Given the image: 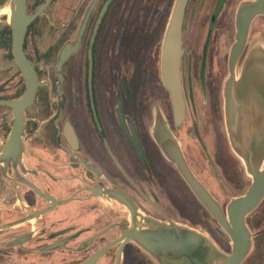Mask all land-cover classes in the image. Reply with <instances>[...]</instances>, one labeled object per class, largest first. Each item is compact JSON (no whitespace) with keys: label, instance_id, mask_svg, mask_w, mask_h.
<instances>
[{"label":"flooded vegetation","instance_id":"flooded-vegetation-1","mask_svg":"<svg viewBox=\"0 0 264 264\" xmlns=\"http://www.w3.org/2000/svg\"><path fill=\"white\" fill-rule=\"evenodd\" d=\"M190 1L182 41L195 6ZM228 1L211 4L199 59L200 84L206 80L216 21ZM45 2L26 0L27 14L34 15ZM174 2L49 0L29 23L24 52L41 83L25 109L17 161L0 162V264H177L173 254L156 256L136 240L122 239L123 233L134 231L174 235V225L201 233L230 254L231 240L159 142L171 137L177 143L190 171L223 210L221 196L229 193L228 186L244 187L243 161L232 154L226 137L217 139L220 125L225 126L224 99L219 118L216 109L203 117L190 107L194 82L183 72V57L185 112L181 121L175 119L161 73L162 43ZM3 13L10 19V9ZM261 41L264 14L250 22L245 47ZM10 51L0 42V75H7L0 80L2 99L20 98L25 89ZM2 107L0 155L13 124L12 108ZM204 119L210 120L208 129ZM210 131L214 137L208 139ZM263 242V233L252 236V247L261 249ZM250 253L240 264H264V255ZM218 259L212 263L226 258Z\"/></svg>","mask_w":264,"mask_h":264},{"label":"water","instance_id":"water-1","mask_svg":"<svg viewBox=\"0 0 264 264\" xmlns=\"http://www.w3.org/2000/svg\"><path fill=\"white\" fill-rule=\"evenodd\" d=\"M46 2L37 12L29 16L26 0H10L11 16V54L24 80L25 89L20 98L2 99L1 106H10L13 112V124L0 162L9 158L17 161L21 151V135L25 124V109L36 95L41 83L36 70L24 52L26 31L32 19L40 14ZM188 0H175L166 27L162 43L161 73L164 85L169 91L175 119H183L185 104L180 80V60L183 55L182 24ZM264 14V0L241 3L236 12L235 40L230 48L228 58L229 76L225 82L224 104L228 137L233 151L245 165V170L252 179L247 191L233 198L223 210L221 204L207 191L189 169L181 148L170 137L159 140L165 153L173 160L177 169L189 184V188L203 204L211 216L217 220L225 234L231 240V252L221 264H240L249 254L252 235L247 227L246 218L264 198V54H257L247 63V72L237 83V63L241 58L246 40H248L250 22L257 15ZM66 55L64 49L59 64ZM237 84H239L237 86ZM166 141H169L166 143ZM121 200L126 203L125 199ZM136 240L150 253L173 254L177 264H213L218 255L213 251L206 237L195 230L181 229L174 225V235L170 232L134 231L123 233L122 239ZM171 258V257H170Z\"/></svg>","mask_w":264,"mask_h":264},{"label":"rangeland","instance_id":"rangeland-1","mask_svg":"<svg viewBox=\"0 0 264 264\" xmlns=\"http://www.w3.org/2000/svg\"><path fill=\"white\" fill-rule=\"evenodd\" d=\"M214 2V0H191L189 2V5L192 3H195V6L191 13H188L187 20H186V26H184V34H183V72L186 74H191V77L193 79L192 89L194 90V98L195 103L192 102L190 104L191 108H196L203 117H208L210 114H213L214 110L216 109L217 117L219 118L222 116L223 110L220 105V103L223 101L224 97V88H225V82L227 80V76H229L228 71V58L230 53V48L235 40V21H236V10L238 6L241 3L235 2V1H228L223 6L222 13L215 24V32L213 35V38L210 41V57L208 59V63L206 65V76H205V83L199 82V76H200V57H201V50L203 41L205 39L206 34V28L208 21L210 20V9L211 4ZM6 8H10V0L1 1L0 0V27L4 24L9 23V18L7 14H4L3 11H5ZM258 22V21H257ZM253 23L254 25L257 23ZM261 48V54H264V41H261L257 44V46H251L250 43H248V46L245 47V50L239 59L237 63V83L240 82V79L245 72H247V63L248 61L254 57V55L257 54V50H260ZM10 78H13L14 75H12V72L9 73ZM7 75L2 76L0 75V80L3 78H6ZM239 84H237L238 86ZM203 86V87H202ZM239 87V86H238ZM191 89V90H192ZM204 89V90H203ZM203 90V93H202ZM197 106V107H196ZM205 115V116H204ZM205 120V119H204ZM225 126L220 125V131H218L217 139H219V136L223 139H226L228 141V130L226 125V120L224 117ZM206 129H208L207 126L210 124V120L207 119L204 121ZM209 123V124H208ZM218 124H221V121L218 122ZM217 132V131H216ZM208 137V139L213 138L212 133H206L205 135ZM231 144V143H230ZM231 150L232 154L236 153ZM233 154V155H234ZM262 163L264 165V159L262 160ZM244 176V187L240 186L237 190H232L230 185L228 186L229 193L226 195H222V200L225 203V206L235 197L240 196L244 194L248 187H250L252 179L247 173L246 170L243 172ZM229 181V180H228ZM231 182V181H229ZM214 186L216 185V182L213 181ZM262 217L261 224L258 222V217ZM197 224V223H195ZM195 227V226H194ZM247 227L249 228L251 235L256 236L259 235L260 232L264 234V201L258 206L255 211L250 215L249 222L247 224ZM261 228L260 231H258ZM260 248L254 246L251 251L252 254H258L264 255V242L260 243ZM213 246V251H216V253L219 255V259H225L228 256V252L230 249L225 250L224 253L221 249H219L216 245L211 243ZM218 259V260H219Z\"/></svg>","mask_w":264,"mask_h":264},{"label":"trees","instance_id":"trees-1","mask_svg":"<svg viewBox=\"0 0 264 264\" xmlns=\"http://www.w3.org/2000/svg\"><path fill=\"white\" fill-rule=\"evenodd\" d=\"M2 2L5 0H1ZM0 42L5 45L8 49H11V31L9 25L0 27ZM11 54V51H10ZM3 107L0 106V109Z\"/></svg>","mask_w":264,"mask_h":264},{"label":"bare ground","instance_id":"bare-ground-1","mask_svg":"<svg viewBox=\"0 0 264 264\" xmlns=\"http://www.w3.org/2000/svg\"><path fill=\"white\" fill-rule=\"evenodd\" d=\"M10 9V15H11V8H9ZM8 8H6V11H8L9 10Z\"/></svg>","mask_w":264,"mask_h":264}]
</instances>
